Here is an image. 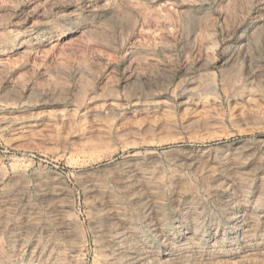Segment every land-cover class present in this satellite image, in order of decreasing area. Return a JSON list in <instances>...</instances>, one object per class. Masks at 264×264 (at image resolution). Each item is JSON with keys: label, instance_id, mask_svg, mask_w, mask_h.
I'll return each mask as SVG.
<instances>
[{"label": "rangeland", "instance_id": "374dc122", "mask_svg": "<svg viewBox=\"0 0 264 264\" xmlns=\"http://www.w3.org/2000/svg\"><path fill=\"white\" fill-rule=\"evenodd\" d=\"M0 264H264V0H0Z\"/></svg>", "mask_w": 264, "mask_h": 264}, {"label": "bare ground", "instance_id": "6f19581e", "mask_svg": "<svg viewBox=\"0 0 264 264\" xmlns=\"http://www.w3.org/2000/svg\"><path fill=\"white\" fill-rule=\"evenodd\" d=\"M131 144V143H130ZM137 145H139L140 143H136ZM132 146H134V147H136L135 146V144H131ZM125 146V145H124ZM127 146V145H126ZM127 147H129V145L127 146ZM149 154H148V156L152 153V152H148ZM146 155H147V153H146ZM241 221H242V219H239L238 220V225H239V228H241V230H244V231H246V229H245V227H246V225H243L242 223H241ZM241 226V227H240ZM187 234H188V232L187 231H183V232H180V235H181V237H180V239H175L174 241L175 242H180V240L181 239H186L187 238ZM211 234V233H210ZM208 235V234H207ZM214 235V234H213ZM251 235L253 236V234L251 233ZM222 237V236H221ZM218 238V237H217ZM223 239V238H222ZM166 242H167V240H166ZM131 245V244H130ZM129 252V251H128ZM125 253V252H124ZM130 259V258H129Z\"/></svg>", "mask_w": 264, "mask_h": 264}]
</instances>
